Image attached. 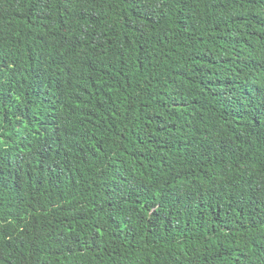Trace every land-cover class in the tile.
Instances as JSON below:
<instances>
[{
	"label": "trees",
	"instance_id": "trees-1",
	"mask_svg": "<svg viewBox=\"0 0 264 264\" xmlns=\"http://www.w3.org/2000/svg\"><path fill=\"white\" fill-rule=\"evenodd\" d=\"M0 264H264V0H0Z\"/></svg>",
	"mask_w": 264,
	"mask_h": 264
}]
</instances>
